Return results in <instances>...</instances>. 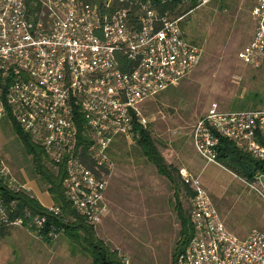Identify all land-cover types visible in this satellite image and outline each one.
<instances>
[{"label": "built area", "instance_id": "obj_1", "mask_svg": "<svg viewBox=\"0 0 264 264\" xmlns=\"http://www.w3.org/2000/svg\"><path fill=\"white\" fill-rule=\"evenodd\" d=\"M170 1L0 0V117L41 148L54 174L61 170L64 199L93 227L105 210L113 172L108 148L117 138L135 141L137 126L148 123L142 103L180 81L200 58V47L182 32V16L161 8ZM251 1V38L236 58L257 67L264 58V0ZM220 137L264 161V106L224 110L211 103L188 141L204 163L222 166L216 158ZM178 172L191 190L190 236L175 264H264V226L235 235L198 175ZM237 177L259 195L264 219V174ZM0 185L30 190L1 155ZM2 195L0 189V228L19 227L39 238L45 231L49 240L62 234L44 214L18 209L16 200ZM42 206L59 212L53 202ZM118 256L121 264H136Z\"/></svg>", "mask_w": 264, "mask_h": 264}, {"label": "rangeland", "instance_id": "obj_2", "mask_svg": "<svg viewBox=\"0 0 264 264\" xmlns=\"http://www.w3.org/2000/svg\"><path fill=\"white\" fill-rule=\"evenodd\" d=\"M251 6L250 0H195L194 4L185 0L172 9L173 15L182 16L179 24L184 36L200 47V58L185 77L144 101L140 109L148 119L145 128L163 160L177 171L181 164L179 155L190 157L189 130L211 103L224 110L264 106V58L257 67L246 66L236 58L237 50L251 38ZM108 154L116 171L110 175L106 188L110 207L105 200L103 220L93 227L95 234L110 249H115L117 255L127 254L136 264H172L170 255L180 229L174 203L178 201L187 216L191 190L179 180L173 186L155 174L153 164L143 157L134 141L128 143L117 138L108 148ZM0 155L19 181L30 188L28 194L36 195L42 205L51 203L50 196L42 192L45 185L33 173L30 157L7 116L0 117ZM199 161L201 165L204 163ZM225 169L205 163L200 172L217 211L218 206L225 209L226 219L233 225L263 228L259 195ZM256 215L261 223L255 225ZM14 229L17 230L3 238L0 249L3 246L14 249L15 261L31 253L40 257L39 262L26 258L14 264H46L49 257L51 264H65L63 252L71 256L70 264L83 261L90 264L88 254L63 234L55 240L64 241L65 251H61L62 246H51L54 240L46 242L19 227ZM17 240L22 249L16 246Z\"/></svg>", "mask_w": 264, "mask_h": 264}, {"label": "trees", "instance_id": "obj_3", "mask_svg": "<svg viewBox=\"0 0 264 264\" xmlns=\"http://www.w3.org/2000/svg\"><path fill=\"white\" fill-rule=\"evenodd\" d=\"M185 0H171L169 3H164L161 8L169 7L173 9L176 5L181 4ZM194 4L195 0H188ZM13 130L17 135L25 154L29 155L33 173L37 176L41 183L45 185V190L50 195L52 202L59 207V212L53 214L47 211L39 201L29 194L18 191L12 192L2 190V197L5 201L16 200L18 209L27 208L32 213L44 214L47 218L46 224H52L56 229L61 228L62 234L73 244L80 247L90 257V264H121L119 256L115 249H110L98 236L95 234L92 225L87 224L83 217L76 214L69 203L62 195L60 180L62 176L61 170L54 174L50 168L45 165L42 150L39 146L32 143L29 137L22 132L18 126L12 122ZM138 136L134 143L138 146L143 157L151 162L156 172L165 177L170 184L177 186L176 181L179 180L177 169L168 163H165L160 151L155 146L149 131L144 127L137 126ZM218 162L239 177L251 179L256 170L264 174V161L253 159L250 155L235 148L231 142L225 138H219L217 144ZM184 185V184H183ZM175 214L179 220L180 229L178 230L179 237L174 243L171 252V263L175 264L178 254L183 250L190 236V226L187 216L177 201L174 203ZM5 228H0V234L4 233ZM45 231L41 232V238L45 241H50L45 236Z\"/></svg>", "mask_w": 264, "mask_h": 264}, {"label": "crops", "instance_id": "obj_4", "mask_svg": "<svg viewBox=\"0 0 264 264\" xmlns=\"http://www.w3.org/2000/svg\"><path fill=\"white\" fill-rule=\"evenodd\" d=\"M251 1V0H250ZM188 38V37H187ZM190 39V38H189ZM187 148H189L190 149V152H189V154H190V157H188V156H186L185 155V157H182L181 155H179L180 157L179 158H181V164L178 166V170H180L181 172H185V173H188V174H190V175H198V177H199V180H200V182H201V184L205 187V189L207 190V192L209 193V195L211 194V196H213L212 195V193L210 192V188L208 187V184H207V182L205 181V180H203V179H201L200 178V172H201V170H202V168L204 167V164L205 163H203L202 165L199 163L200 161L199 160H201L197 155H196V153L194 152V150L191 148V145L190 146H188ZM202 161V160H201ZM170 164V163H169ZM219 166V165H218ZM154 167V166H153ZM220 167H222L223 169H225L223 166H220ZM176 168V167H175ZM155 169V168H154ZM177 169V168H176ZM226 170V169H225ZM116 171V170H115ZM115 171H113L114 172V174H115ZM228 171V170H227ZM112 172V173H113ZM155 172H156V170H155ZM178 172V171H177ZM155 174H157V175H160V174H158L157 172L155 173ZM160 176H162V175H160ZM178 176H179V179L181 180V175H180V173L178 172ZM163 177V176H162ZM167 182H168V180L165 178V177H163ZM184 184V183H183ZM184 187H187L185 184H184ZM107 188V187H106ZM188 188V187H187ZM36 189V188H35ZM33 191H34V188H33ZM43 192V191H42ZM107 191H106V189H105V192H104V199L106 200V202L108 203V209H109V204H110V194L109 193H106ZM35 194V193H34ZM33 194V195H34ZM34 197L37 199V196L36 195H34ZM214 201V200H213ZM212 201V202H213ZM50 202L52 203V201H51V199H50ZM213 204H216L215 202L213 203ZM218 208H219V215H220V217H221V219L223 220V222H224V224H225V226L230 230V231H232L235 235H237V236H239V237H242V236H244V235H246L247 234V232L251 229V228H253V227H255L254 225H252V226H248V227H242V226H237V225H233L232 223H230V222H228L227 221V219H226V214H225V212H226V210L225 209H221V207H219L218 206ZM262 214V212H260V215ZM103 215V214H102ZM106 216V215H105ZM107 217V216H106ZM262 217V216H261ZM261 218L259 217V215H256L255 217H254V224L256 225V224H259V223H261L260 220ZM103 220V217L101 216L100 217V222ZM264 223V222H263ZM15 230H17V229H14V227L13 228H9V229H7L6 231H4V233L3 234H0V245L1 244H4V240H3V238L4 237H6V236H8L9 235V233H11V232H13V231H15ZM19 231V230H18ZM19 232H21L22 233V230L21 231H19ZM22 234H24V233H22ZM26 239V238H25ZM27 241H29L28 239H26ZM32 241V240H31ZM63 240H55L54 239V241L53 242H51L50 243V245L51 246H57L58 248L59 247H61L62 246V243L64 242H62ZM19 241L17 240L16 241V246L20 249H22V245L20 246L19 244H17ZM23 242V241H22ZM46 242H49V241H46ZM68 243V242H67ZM69 244V243H68ZM35 245V244H34ZM54 247V248H55ZM57 248V249H58ZM61 249V251H65L64 249H63V246L60 248ZM18 251V250H17ZM62 254V256H63V258L65 259L64 260V263L65 264H70V262L72 261L71 260V256H69V254H67L66 252L64 253H61ZM17 255H18V252H17ZM127 255V254H126ZM129 256V255H128ZM44 257V256H43ZM15 258H16V255H15V250L14 249H5V246H3L2 247V249H0V264H14V263H16V262H19V260L21 261V260H28V259H26V258H29L32 262H39V260H40V257L37 255V253L36 254H33V253H31V254H29L28 256H23V257H20V259H18L17 261H15ZM51 258V259H50ZM76 258H78V257H76ZM131 258V257H130ZM51 260H52V257H49L48 259H46L45 261V263L47 264V262L49 261L50 262V264H51ZM18 264V263H17ZM79 264H80V262H79ZM82 264H88L87 263V261H83L82 262Z\"/></svg>", "mask_w": 264, "mask_h": 264}]
</instances>
